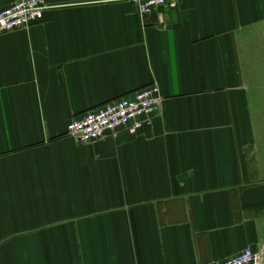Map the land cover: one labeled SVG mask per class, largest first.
I'll list each match as a JSON object with an SVG mask.
<instances>
[{
    "label": "crops",
    "instance_id": "0c3cea01",
    "mask_svg": "<svg viewBox=\"0 0 264 264\" xmlns=\"http://www.w3.org/2000/svg\"><path fill=\"white\" fill-rule=\"evenodd\" d=\"M44 2L0 35V264H264V0ZM153 83L138 134L66 132Z\"/></svg>",
    "mask_w": 264,
    "mask_h": 264
},
{
    "label": "built area",
    "instance_id": "2783aa9c",
    "mask_svg": "<svg viewBox=\"0 0 264 264\" xmlns=\"http://www.w3.org/2000/svg\"><path fill=\"white\" fill-rule=\"evenodd\" d=\"M129 2L140 16L150 15L160 7L174 8L176 0H109ZM46 8L44 0H12L0 10V35L28 27L41 20ZM162 103L160 89L153 83L137 89L130 96L106 103L83 116L71 119L66 132L80 143L102 140L108 133L117 134L121 129L130 135L138 134L152 124L154 113ZM257 257L250 248H245L227 260L213 264H256Z\"/></svg>",
    "mask_w": 264,
    "mask_h": 264
}]
</instances>
